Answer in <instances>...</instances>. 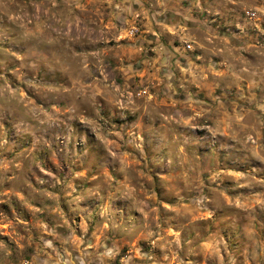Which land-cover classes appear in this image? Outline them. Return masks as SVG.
Here are the masks:
<instances>
[{
  "label": "rangeland",
  "instance_id": "374dc122",
  "mask_svg": "<svg viewBox=\"0 0 264 264\" xmlns=\"http://www.w3.org/2000/svg\"><path fill=\"white\" fill-rule=\"evenodd\" d=\"M0 264H264V0H0Z\"/></svg>",
  "mask_w": 264,
  "mask_h": 264
}]
</instances>
